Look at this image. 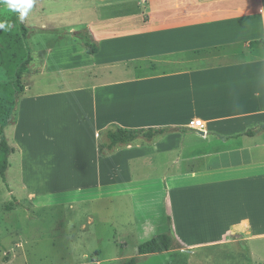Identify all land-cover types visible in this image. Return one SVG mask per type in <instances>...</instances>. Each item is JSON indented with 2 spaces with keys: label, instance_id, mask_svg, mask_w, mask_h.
<instances>
[{
  "label": "crops",
  "instance_id": "obj_1",
  "mask_svg": "<svg viewBox=\"0 0 264 264\" xmlns=\"http://www.w3.org/2000/svg\"><path fill=\"white\" fill-rule=\"evenodd\" d=\"M33 28L54 40L30 41L25 90L4 129L8 168L15 156L24 191L11 189V199L37 206L62 194L67 211L105 203L108 215L127 216L105 242L132 241L136 253L119 262L240 264L238 253L219 254L230 247L256 264L264 253V0H72L61 27ZM80 30L96 53L74 36ZM109 126L172 131L100 156ZM166 232L180 248L137 256ZM97 259L118 262L100 251Z\"/></svg>",
  "mask_w": 264,
  "mask_h": 264
},
{
  "label": "rangeland",
  "instance_id": "obj_2",
  "mask_svg": "<svg viewBox=\"0 0 264 264\" xmlns=\"http://www.w3.org/2000/svg\"><path fill=\"white\" fill-rule=\"evenodd\" d=\"M71 1L33 0L32 8L23 20L19 18L18 12L9 10L5 4L0 3V21L19 18L20 23L31 29L27 34L31 36V39L27 41L26 36L24 40L30 53L31 40L40 42L41 46L51 39L54 40L50 38V35L47 38L45 34L33 27L43 25L61 27L62 12L69 8ZM69 18L71 17L63 21L67 23L71 20ZM34 31L37 32L31 33ZM32 56L35 60L37 59L35 52ZM5 79V71L0 66V81ZM5 134L10 136V131L5 130ZM15 159V156L10 157L13 162L11 168L6 171V182H3L0 177V264H100V260L95 261L98 251L102 253V257L116 258L118 261L106 264H122L127 260L122 262L119 260L127 258L128 254L129 257L135 256L132 241L128 242L126 248L120 245L116 248L115 244L109 246L105 242L111 238L113 229L115 227L119 229L127 218L124 215H108L105 212V203L94 209L76 206L75 210L67 211L68 207L62 206V197H58L62 194L52 193L51 197H46L49 199L39 202L37 206H31L25 202L16 203V200H12L11 189L16 191V194L24 192L21 189V183L17 182ZM7 206H11L12 209L7 210ZM101 212L104 213L101 214ZM88 216L94 223L87 224ZM82 224L88 229H81ZM88 232L96 234L89 237ZM96 236L103 239L101 245L96 244L97 239L94 238ZM235 253L240 254V264L249 263L243 251L235 250L234 252L232 248L226 247L219 252L226 258ZM157 263L158 260L149 259L141 264ZM256 264H264V253L259 260H256Z\"/></svg>",
  "mask_w": 264,
  "mask_h": 264
},
{
  "label": "trees",
  "instance_id": "obj_3",
  "mask_svg": "<svg viewBox=\"0 0 264 264\" xmlns=\"http://www.w3.org/2000/svg\"><path fill=\"white\" fill-rule=\"evenodd\" d=\"M7 22L11 24V28L8 31L0 29V66L6 75V80L0 81V177L3 182H6L8 158L13 153V149L4 138V129L15 122L18 99L25 90L22 78L30 62V56L24 40L31 31L26 25L20 23L19 18L9 19ZM74 36L84 42L87 54L96 53V45L87 30L77 31ZM171 131L170 128L128 130L109 126L100 135L99 154L100 156L108 155L119 147L133 145L140 140L150 143ZM251 133L248 131L247 135ZM11 209V206H7V210ZM178 248L180 245L175 238L170 232H166L140 244L137 247V256L163 254ZM137 262L138 258L133 257L122 264H137Z\"/></svg>",
  "mask_w": 264,
  "mask_h": 264
},
{
  "label": "clouds",
  "instance_id": "obj_4",
  "mask_svg": "<svg viewBox=\"0 0 264 264\" xmlns=\"http://www.w3.org/2000/svg\"><path fill=\"white\" fill-rule=\"evenodd\" d=\"M0 3L5 4L9 10L18 12L19 18L23 20L32 8L33 0H0ZM10 28L11 24L7 21H0V29L8 31Z\"/></svg>",
  "mask_w": 264,
  "mask_h": 264
},
{
  "label": "built area",
  "instance_id": "obj_5",
  "mask_svg": "<svg viewBox=\"0 0 264 264\" xmlns=\"http://www.w3.org/2000/svg\"><path fill=\"white\" fill-rule=\"evenodd\" d=\"M190 125L196 128H202V123L200 121L191 122Z\"/></svg>",
  "mask_w": 264,
  "mask_h": 264
},
{
  "label": "water",
  "instance_id": "obj_6",
  "mask_svg": "<svg viewBox=\"0 0 264 264\" xmlns=\"http://www.w3.org/2000/svg\"><path fill=\"white\" fill-rule=\"evenodd\" d=\"M200 135H202L203 133L202 132H199Z\"/></svg>",
  "mask_w": 264,
  "mask_h": 264
}]
</instances>
